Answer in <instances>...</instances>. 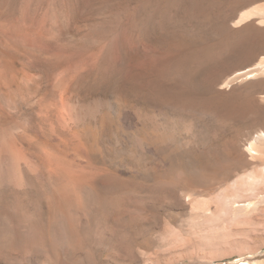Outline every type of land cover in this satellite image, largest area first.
Instances as JSON below:
<instances>
[{
	"label": "rangeland",
	"instance_id": "rangeland-1",
	"mask_svg": "<svg viewBox=\"0 0 264 264\" xmlns=\"http://www.w3.org/2000/svg\"><path fill=\"white\" fill-rule=\"evenodd\" d=\"M256 26L264 0H0V264H264Z\"/></svg>",
	"mask_w": 264,
	"mask_h": 264
},
{
	"label": "bare ground",
	"instance_id": "bare-ground-1",
	"mask_svg": "<svg viewBox=\"0 0 264 264\" xmlns=\"http://www.w3.org/2000/svg\"><path fill=\"white\" fill-rule=\"evenodd\" d=\"M237 22V21H236ZM164 31V30H163ZM263 39H264V36H263ZM184 63V62H183ZM186 64V63H185ZM185 64H179V68H180V70H183L182 69V67H186L187 65H185ZM215 64V63H214ZM261 65V64H260ZM260 65H259V63L256 65V66H254L252 69H250V71H249V73H245V74H250V73H252V71L253 70H257L258 69V67H260ZM202 68V67H201ZM204 68V67H203ZM241 73V72H240ZM252 76V74H250L248 77H251ZM186 77V76H185ZM258 136L259 137H261V139L264 141V130H261L260 132H259V134H258ZM259 139V138H258ZM14 140V139H13ZM257 140V139H256ZM253 141V142H251V149L253 150L254 149V147H255V149L258 147V141ZM263 143V142H262ZM258 144V145H257ZM256 145H257V147H256ZM9 146V145H8ZM13 146V145H12ZM262 146V145H261ZM1 150H0V159H1V161H0V163H2V165L3 164H5V160H7L8 158H9V154L10 153H8V150H7V146L6 147H2L1 146ZM13 148V147H12ZM10 150V149H9ZM13 150V149H12ZM10 152V151H9ZM260 152V150H257L256 149V153H259ZM17 154V153H16ZM2 160L4 161V162H2ZM15 160V159H14ZM18 160V159H17ZM7 163V162H6ZM5 166V165H4ZM3 166H1L0 167V175H1V177H4V179H6V176H7V173H6V171L7 170H4V167L2 168ZM13 167V166H12ZM1 184V183H0ZM249 187V186H248ZM248 190V189H247ZM68 191V190H67ZM264 192V191H263ZM63 193V192H62ZM238 195V194H237ZM237 202V201H236ZM93 209V208H92ZM80 210V209H79ZM110 212V211H109ZM75 213V212H74ZM65 215V214H64ZM249 221V220H248ZM255 222V221H254ZM246 223V222H245ZM242 224V223H241ZM69 225V224H68ZM240 225V224H239ZM60 226V225H59ZM98 229V228H97ZM246 229V228H245ZM247 231V230H246ZM41 236V235H40ZM39 236V237H40ZM38 240V239H37ZM36 245V244H35ZM221 252V251H220Z\"/></svg>",
	"mask_w": 264,
	"mask_h": 264
},
{
	"label": "water",
	"instance_id": "water-1",
	"mask_svg": "<svg viewBox=\"0 0 264 264\" xmlns=\"http://www.w3.org/2000/svg\"><path fill=\"white\" fill-rule=\"evenodd\" d=\"M256 29L260 32L261 37H263L264 36V26H256ZM251 260H253V257L247 256V257H241V258L235 259L230 262H225L224 264H248L250 263Z\"/></svg>",
	"mask_w": 264,
	"mask_h": 264
}]
</instances>
